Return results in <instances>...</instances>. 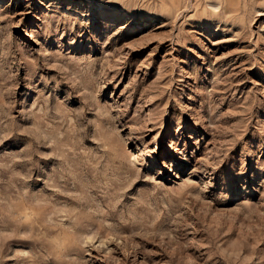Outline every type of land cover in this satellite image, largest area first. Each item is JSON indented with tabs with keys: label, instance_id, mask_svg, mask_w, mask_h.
<instances>
[{
	"label": "rangeland",
	"instance_id": "rangeland-1",
	"mask_svg": "<svg viewBox=\"0 0 264 264\" xmlns=\"http://www.w3.org/2000/svg\"><path fill=\"white\" fill-rule=\"evenodd\" d=\"M0 264H264V0H0Z\"/></svg>",
	"mask_w": 264,
	"mask_h": 264
}]
</instances>
